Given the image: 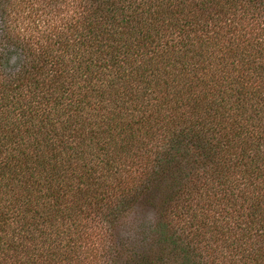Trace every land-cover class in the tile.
<instances>
[{
    "label": "trees",
    "instance_id": "1",
    "mask_svg": "<svg viewBox=\"0 0 264 264\" xmlns=\"http://www.w3.org/2000/svg\"><path fill=\"white\" fill-rule=\"evenodd\" d=\"M127 218L126 264H264V0H0V264Z\"/></svg>",
    "mask_w": 264,
    "mask_h": 264
},
{
    "label": "rangeland",
    "instance_id": "2",
    "mask_svg": "<svg viewBox=\"0 0 264 264\" xmlns=\"http://www.w3.org/2000/svg\"><path fill=\"white\" fill-rule=\"evenodd\" d=\"M138 219H145L152 221V216L151 212L146 209L145 206L141 205V212L136 215ZM129 218H127V222H125L123 225H119L116 227L114 236L112 239V242L114 243L115 250L117 251V257H116V262L118 264H126V259H127V252L129 249H131L133 246H131L133 243H135V234L132 232L128 231L127 226L130 227L131 224H129ZM132 220V219H131ZM138 222V221H137ZM147 232V231H146ZM147 235V233H144ZM122 250L121 253H119ZM113 260V259H112Z\"/></svg>",
    "mask_w": 264,
    "mask_h": 264
}]
</instances>
